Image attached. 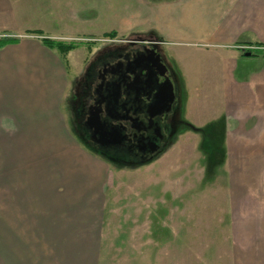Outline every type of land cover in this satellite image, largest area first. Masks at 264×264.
<instances>
[{"label": "crops", "instance_id": "obj_1", "mask_svg": "<svg viewBox=\"0 0 264 264\" xmlns=\"http://www.w3.org/2000/svg\"><path fill=\"white\" fill-rule=\"evenodd\" d=\"M109 31H115L117 39L152 35L160 41L176 63L173 66L181 86L179 118L196 127L199 134H207L208 127H223L227 164L234 152L241 155L242 166L254 159L264 160V0H0V38H15L0 46V118L15 126L11 132L5 129L13 135L12 141L8 135L7 144L19 143L17 134L26 133V128L41 134L47 109L51 113L47 128L54 135L63 130H59L62 118L55 110L69 81L73 85L92 54L89 42L74 40L79 42L77 46L62 56L44 44L42 37L68 42L71 40L64 39L97 38ZM80 48L84 53L74 55ZM14 102L21 114H4ZM57 115L60 120L52 125L51 119ZM51 143L56 140L48 141L47 148ZM60 159L54 157L49 163L54 170H49L50 188L60 185L68 195L74 187L73 196L78 199L65 202L67 209L62 213L79 215L84 229H97L102 163L92 165L87 159L83 170L73 171V184H64L68 176L56 175L65 172L70 160ZM13 191L12 200L4 197L5 222L10 220L8 214L27 211L25 220L15 221L20 224L16 228L33 223L28 228L37 229L36 215L46 205V199L41 200L46 195ZM49 200L50 223L57 224L63 220L57 214L58 195ZM229 229L233 264H264V189L231 192Z\"/></svg>", "mask_w": 264, "mask_h": 264}, {"label": "rangeland", "instance_id": "obj_2", "mask_svg": "<svg viewBox=\"0 0 264 264\" xmlns=\"http://www.w3.org/2000/svg\"><path fill=\"white\" fill-rule=\"evenodd\" d=\"M112 38L111 41L117 39ZM64 40L87 41L92 51L111 42L98 37ZM74 53L77 56L84 50L76 49ZM165 54L176 65L175 59ZM185 61L190 59L186 57ZM69 76L73 72L69 71ZM72 86L69 81L55 110L62 118L59 130L63 129L57 135L47 128L51 114L47 109L41 119L45 133L35 134L26 128V133L17 134L19 143L13 146L7 144L8 135L11 134L10 141L13 135L5 133V129L11 132L15 126L0 118V264H12L13 260L16 264H233L230 195L238 189H264V160L254 159L249 166H242L241 155L234 152L227 164V151L222 148L223 127H208L207 134H199L196 127L181 121L151 159L132 165L108 161L77 134L69 105ZM9 104L4 114H21L16 102ZM51 120L54 125L60 117ZM7 125L13 127L6 128ZM51 139L56 144L47 148ZM54 157L70 160L65 172L57 171L56 178L68 176L64 184H73V171L83 170L87 159L92 165L102 163L104 178L97 195L102 197L97 229H84L79 215L62 213L67 209L65 202L72 204L78 199L73 196L74 187L69 189L70 197L60 185L50 188L49 170H54L49 163ZM246 175L249 181H245ZM13 188L25 195H46L41 200L46 199L43 202L47 203L36 215L37 229L28 228L33 223L16 228L20 224L15 221L25 220L27 211L21 215L10 213V220L5 222L4 197L12 200ZM55 194L58 218L63 219L57 224L50 223L49 198ZM67 216L71 217L70 222L66 221ZM55 225L57 229L53 228Z\"/></svg>", "mask_w": 264, "mask_h": 264}, {"label": "flooded vegetation", "instance_id": "obj_3", "mask_svg": "<svg viewBox=\"0 0 264 264\" xmlns=\"http://www.w3.org/2000/svg\"><path fill=\"white\" fill-rule=\"evenodd\" d=\"M181 91L157 38L139 35L96 47L75 79L69 105L83 143L111 162L143 163L167 143Z\"/></svg>", "mask_w": 264, "mask_h": 264}, {"label": "trees", "instance_id": "obj_4", "mask_svg": "<svg viewBox=\"0 0 264 264\" xmlns=\"http://www.w3.org/2000/svg\"><path fill=\"white\" fill-rule=\"evenodd\" d=\"M105 36L114 37L115 31H109L108 33L105 34ZM11 41H15V38H11V37L0 38V46L4 45L7 42H11ZM42 41L47 46L56 48L62 56H65V54L69 50L77 46V44L79 43L78 41H74V40L65 42V41H60V40L49 39L47 37H42ZM257 53L258 52H255V54Z\"/></svg>", "mask_w": 264, "mask_h": 264}, {"label": "built area", "instance_id": "obj_5", "mask_svg": "<svg viewBox=\"0 0 264 264\" xmlns=\"http://www.w3.org/2000/svg\"><path fill=\"white\" fill-rule=\"evenodd\" d=\"M98 39L100 40H104V41H111L113 40V38H110V37H107V36H104V37H98ZM243 48H250L248 46H243Z\"/></svg>", "mask_w": 264, "mask_h": 264}, {"label": "water", "instance_id": "obj_6", "mask_svg": "<svg viewBox=\"0 0 264 264\" xmlns=\"http://www.w3.org/2000/svg\"><path fill=\"white\" fill-rule=\"evenodd\" d=\"M186 124H187V123H186ZM187 125L192 126V125H190V124H187Z\"/></svg>", "mask_w": 264, "mask_h": 264}]
</instances>
